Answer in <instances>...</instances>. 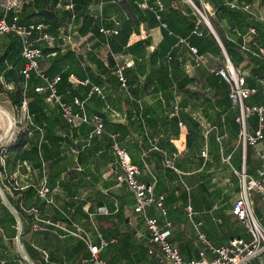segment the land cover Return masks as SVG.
I'll return each instance as SVG.
<instances>
[{"label":"crops","instance_id":"crops-1","mask_svg":"<svg viewBox=\"0 0 264 264\" xmlns=\"http://www.w3.org/2000/svg\"><path fill=\"white\" fill-rule=\"evenodd\" d=\"M195 1L203 4L199 0H93L87 7L84 6L76 11L78 16L71 19L65 26L60 27L54 33H47L50 34L52 43L44 40L42 44L38 45L41 48L57 46L63 53L71 50L82 60L81 66L76 63L71 64L70 67L73 69L71 74L89 83H76L70 78L71 86L67 87L65 96L61 93L63 100L67 98L66 102L73 103V98L76 96L87 99L92 86L97 85L103 89V94L94 93L91 98L87 99L88 113L90 115L99 114L101 117H103L101 114H104L111 122L123 124L126 115L125 117L120 116L119 112L106 99V96H113L115 90H122L120 84L118 81H113V75L100 71L95 61L88 58V55L92 54L102 60L106 66H108L109 60L114 61L117 66L120 64L116 55L120 54L122 64L126 66L125 74L128 83H130V74L134 79L132 91L136 87V89L139 88L136 103L140 104V108H143L141 104L142 101L145 102V97L141 98L143 89L148 90L152 102L148 108L144 109L146 115L141 122L145 126L142 136L150 138L149 128L145 125L146 120L157 119L158 115L167 116L168 119L165 117L166 119L162 122L164 124L162 128L159 120L155 121L154 128H160L157 130L159 138L164 137L174 143L175 151L169 153L167 150L161 149L159 161L164 164L162 156L163 152H166L174 160L177 170L164 164L165 170L155 172L151 165L153 161L150 164L145 158L148 156V151L143 149L139 151L141 160L138 161L132 156V161L141 168L140 179L151 180L152 176L156 177V193L165 196L168 216L173 223L170 240L179 249L185 260L195 258L202 248V244L187 218L186 211V225L182 226V223L179 222L180 218L172 209L174 207L172 200L176 198L174 178H178V181L181 182L187 196L184 210L190 202L196 212L195 219L203 222L201 229L214 245L226 244L234 237L249 238L243 224L232 214L233 204L230 205L229 199L222 198L220 194L224 191L226 183L230 184L231 180L236 179L233 174L237 175L236 171L242 162V150L238 145L234 146L230 141L231 138L228 137V134L240 132V126L235 120L237 110L231 106L229 100V84L216 72L220 67L217 63L223 56V51L227 52V50L216 36L213 27L211 30L214 34L202 22L196 12V7H194V5L197 6ZM228 1L230 0H204L206 4L212 3L213 9L209 11L215 15L214 21L218 24L221 36L231 42L242 45L243 35L247 34L251 26L257 27V35L248 44L249 50H244L247 52L246 59L237 66L242 68L245 66L242 73L246 76L247 85L256 90L247 98L246 103L264 106V68L261 66L264 64V58L258 54L259 48L264 47V0H240L249 2L255 15H249L240 10H236L238 14L232 11H217L219 5H225ZM76 2L78 0H60L59 7L75 12L74 4ZM153 14L157 18L155 23L151 20ZM84 15L92 18L91 25L86 26ZM240 19L243 20L242 23ZM83 28L86 33H82L81 29ZM101 28L117 29L118 33H105L101 31ZM196 28L201 34L195 32ZM43 33L46 32L38 34ZM180 39H184V42H181ZM191 47L198 48L200 51L197 49L195 54L191 51ZM155 50L162 57L161 66L167 70L172 79L168 89L162 91L163 93L158 91L157 96L155 92L150 91L152 86L146 87V79L153 62L152 54ZM168 54L173 56L169 61L165 58ZM54 55L56 56L55 52L51 55L47 54L41 61L45 71L49 72V69L43 66V62L46 59L53 60ZM255 55L259 56L261 60L257 59ZM158 60L155 59L156 66H160ZM68 66L69 63L65 64V67ZM141 67L146 69L144 74L140 73ZM57 74L61 73L53 75ZM0 76L4 78L3 75L0 74ZM37 79L41 82L39 85H42L43 81L40 78ZM76 93H80L83 97ZM42 94L44 96L29 97V101L38 103L48 115L58 114L62 125L67 124V126L65 128L57 126L54 130L55 135L51 137L46 129L35 125L34 115L30 113L29 125L34 124L36 129H31L33 134L27 138V142L17 149H12L13 146L5 152L0 149V187L18 213L16 216L6 206L0 194V264H29V261L22 256L21 250L35 264H93L89 261L91 252L87 242L77 236L65 233L63 229V227L74 229L75 225L82 227L88 233L93 244H101L102 240L106 242L100 255L108 264H156L155 259L148 253L150 233L146 226L145 216H137L133 212L134 195L124 183L132 197V202L129 207L131 215L126 216V221L123 220V223L122 215H97V220H95L89 212L91 206L88 205L87 196L83 197L81 191L78 195L72 190L73 184L81 187L86 186L88 176L91 179L96 178L100 171L99 166L84 162V158H88L89 155H97L104 161L107 160L112 154L111 139H109L110 153L105 159V148L109 142L105 138L106 136L100 138L92 135L93 126L89 123L68 124L62 118L60 108L49 102L44 92ZM94 99L99 105H94ZM175 102L180 107L179 118H170L167 111ZM156 109L159 113L154 114ZM6 120H10V115L8 111L0 107V133L3 131ZM179 120L184 122L183 127L179 126ZM187 120L200 129L197 135L186 123ZM81 127L89 128L90 134L88 132L81 138L79 133ZM257 128L258 118L256 115H252L248 118L249 134L253 135ZM2 137L4 139L0 148L7 144L4 134L0 136V139ZM66 143H68L67 146L72 154L62 150ZM43 144H47L50 153L42 148ZM187 144L189 147L197 144L200 148V153H198L200 162L196 163L197 167L194 165L185 166L187 163L184 162V154ZM87 145V154H84L86 152L82 147ZM36 146L37 148H35ZM216 147L217 149L214 150ZM204 150L208 152L207 157L202 156ZM213 151L216 154L212 153ZM70 156L76 164L67 168L66 173L69 179L66 181L61 176L66 170L63 168V161ZM148 159L150 160V158ZM233 160L240 164L239 167L233 164ZM250 160L251 165L249 166ZM220 161L227 165H223L226 169L221 173V183L217 188H214L216 199L207 196V194L199 198L196 193H193L192 197L193 186H190L187 181L188 175L200 172L204 181L200 179L197 184L206 190L207 186L212 184V176L206 177V173L212 171L214 166L217 167L218 164H221ZM263 163L264 139L255 146L247 148L248 172L257 176V169ZM53 174L56 175L54 180H52ZM44 182H46L48 192L46 196H41L39 189ZM119 184L122 183L119 182ZM253 197L261 201L257 194H254ZM32 208H37L43 217L58 222L61 227L50 226L49 230H32L33 214L28 212ZM91 209L94 207L92 206ZM260 212L264 214V209L261 207ZM10 213L15 216L16 224H10ZM146 215L159 218L158 210L153 206L146 210ZM132 216L137 219L138 224L141 223L140 226L143 224L145 227L143 240L133 230L134 224L130 221ZM159 219L162 220L161 217ZM91 224L97 232L94 239L93 231H89L92 229ZM42 250H45L47 255ZM209 256L211 255L209 254Z\"/></svg>","mask_w":264,"mask_h":264},{"label":"built area","instance_id":"built-area-1","mask_svg":"<svg viewBox=\"0 0 264 264\" xmlns=\"http://www.w3.org/2000/svg\"><path fill=\"white\" fill-rule=\"evenodd\" d=\"M33 0H0V8L4 16L0 19V37L9 33L15 32L22 40L23 56L26 59L22 74L28 80L32 75L40 78L43 83L35 87L36 92L47 91V100L52 104L58 106L61 111L62 118L70 125H80L82 123H89L93 126L91 134L97 137H103L105 133L112 141V151L115 156L116 169L121 172V182L124 183L129 191L134 195L133 212L137 216H145L147 229L150 233L148 237V253L155 259L156 264H264V225L262 219L256 215L255 204L253 195L257 194L260 200L264 203V163L257 169V176H253L247 170V148L248 146H255L259 141L264 139V106L261 105H248L247 98L256 90L247 85L246 76L234 65L230 57L228 63L224 66L217 68L216 72L219 74L230 87L229 100L231 106L237 110L235 120L240 126V134L242 137V167L237 170L239 182V193L236 197L232 214L243 224L249 238L234 237L226 244L216 246L207 237L206 233L202 231V221L195 219V210L190 202L185 206V211L189 222L192 224L196 231L199 242L202 248L199 250L198 255L190 260H185L179 249L171 242L170 236L172 235V220L168 216V209L165 205V196L156 193L157 180L152 176L151 180H142L139 178L141 168L134 163L129 155L128 150L122 146L118 139L117 134L106 132L102 117L98 114L90 115L86 108L87 99L91 98L94 93L103 94V89L97 85L92 86L87 99L79 97L73 98V103H68L63 100L61 94L58 92L57 85L61 80V75L50 77L41 65L45 54L42 48L36 45V32H43L45 25L42 23H31L28 25H18L17 21L21 10ZM229 8L246 12L249 15H255L252 11V6L249 2L240 0H230L226 2ZM195 6V5H194ZM203 19L212 29V25L207 16H205L197 6ZM12 14L11 22L8 21L7 15ZM198 28L195 32H198ZM102 32L117 34V29L101 28ZM257 35V28L251 26L247 34L243 35V43L241 48L249 50L248 44L253 40L252 38ZM52 43V38L43 33L39 37ZM184 42V39H180ZM193 53H197L195 47L190 48ZM258 54L264 58V47L259 48ZM228 55V54H227ZM168 61L172 59L170 54L167 55ZM158 64L159 61H158ZM125 65H117L116 76L120 82V87L126 93H129L128 78L125 74ZM70 78L81 84H87L88 81L78 79L74 74ZM264 84V82H263ZM20 110L26 111L28 114L27 100L24 99ZM107 109V108H106ZM170 118H179L180 107L175 102L167 111ZM256 115L258 118V128L252 135L248 132V118ZM29 116V115H28ZM180 127L184 126V122L179 120ZM3 149L2 147L0 148ZM176 156V153L173 154ZM202 156L207 157V150L202 151ZM164 164L177 170L174 165V160L166 152H163ZM48 188L46 182L39 189L41 196H46ZM155 207L158 210V216H147L146 210L149 207ZM28 211V210H26ZM28 212L33 214L31 228L34 231L49 230L50 226H58V222H54L50 218H45L41 215L37 208H32ZM65 233L77 236L85 240L89 246L91 257L89 261L93 264H108L100 255L101 249L106 242L103 240L101 244H93L90 241L88 233L80 226L75 225L74 229L63 227ZM47 255L45 250H42ZM209 254L211 256H209Z\"/></svg>","mask_w":264,"mask_h":264},{"label":"rangeland","instance_id":"rangeland-1","mask_svg":"<svg viewBox=\"0 0 264 264\" xmlns=\"http://www.w3.org/2000/svg\"><path fill=\"white\" fill-rule=\"evenodd\" d=\"M199 1H201V3L203 2V4L201 5V7L197 6L198 9L205 16L208 17L216 36L219 38L220 42L223 43L222 36H221L218 28L216 26H214V24H213V21L216 19L215 15L211 14L209 11L210 9L211 10L213 9L212 3L210 2V4H206V2H204V0H199ZM196 12L199 15V17L201 18L202 22L205 24V26L207 28H209V31L212 32L211 28L206 23V21L203 19V17L201 16V14L199 13V11L197 9H196ZM240 22L242 23L243 20L240 19ZM48 35H50V34H48ZM39 37H40V34H36L35 43L37 45L42 44L43 41L45 40L44 38L40 39ZM252 44H253V42H252ZM223 52H224L223 56L219 59V61L217 63V65H219V66H224L225 64H227L228 63V57H230L229 54L225 50ZM116 56L118 58V63L120 65H124V64H122V58L119 57L121 55L118 54ZM50 57H52V56H50ZM255 57L257 59L261 60V58L259 56L255 55ZM51 62H52L51 59H46L43 62L44 63L43 66L46 67V69H50ZM236 67H238L241 72H243L244 71L243 68H245V66L242 68L241 66H237V65H236ZM129 78H130L131 90H132V82H134L132 74L129 75ZM13 88H14L13 83H7L5 81V79L0 76V107L5 109L6 111H8V113L10 115V120L5 123V126L3 127V131H1V133H0V136L4 134L6 137L5 140H7L6 141L7 144L3 145V147H2L3 152H5L7 149H9L11 146H13L14 142H16L18 137H20V135L23 132H26L25 139H27L29 136H31L33 134L31 131H28V125L30 123L29 122V116H28L29 114L26 111H24L23 109L20 110L21 108L18 105V103L14 102L13 99H11V96L8 95V92L13 90ZM136 88H134V89H136ZM136 90L139 91V88ZM142 94H143V96L141 98L145 97V102H146V103L144 101L141 102V104L143 105V110H144V109L148 108V106H150L151 105L150 103H152V102L149 98L150 96H149L148 90L143 89ZM125 95H126V93L124 90L118 89V90H115V93L113 96L112 95H110V97L106 96L108 103L111 106L113 105L112 107L116 111L119 112L120 116L125 117V115H126L125 122L123 123V124L128 123L126 130L124 132H122L121 130L117 131L119 133V135L117 136L119 143L128 149V152H129L131 159L133 156L138 161L141 160V154L139 153L140 149L148 151V156H146L145 158L150 164H151V161H153V163L151 165L154 167L155 172H159L162 169L165 170V168H164L165 165L163 163H161V161H159L161 149L167 150L169 153H171V152L175 151V146H174V143L172 141H170L169 139H166L164 137L159 138V132H157V130L158 129L160 130V128H154V127H155V121L159 120V123L161 124V128H162L164 125L162 122H164V120L167 118V116L162 117V116L158 115L157 119L154 118V119L145 121V125H147V127L149 128V136H150V138L147 139V138L143 137L144 135L142 136V130L145 127L140 121V120H142L141 119L142 116L140 115V113L134 114L135 112H134V110H132V108H134L136 102L132 100V96L126 97ZM131 95H132V93H131ZM93 101H94V105H99V103L96 101V99H94ZM139 108H140V104H139ZM149 110L151 111L152 109L150 108ZM155 113H159L157 111V109L155 110L154 114ZM132 115H133V117L135 116L136 122L132 121ZM138 116L140 117L139 119H137ZM108 117L111 118L110 116H108ZM184 121H185V118H184ZM186 123H188V125H190L192 127V130H194L195 134L197 135L198 132L200 131V129L195 127V125L192 122H189V120H187ZM88 130H89V128H85V127L80 128L79 133L81 135V138L86 133L89 132ZM89 134H90V132H89ZM228 137L231 138L230 141L233 142V145L234 146L238 145L239 148L243 152L242 137H241L240 132H238V134L237 133L228 134ZM67 144L68 143L63 145L62 150L69 151L70 154H72V152L68 148ZM200 145H201L200 147H202V144H200ZM82 148L86 152L84 154H87L88 145L85 147H82ZM149 148H151V149L149 150ZM216 149H217V147L214 148V150H216ZM185 151H186L184 154L185 160L183 159L184 162L187 163V164H185V166L194 165L195 167H197L196 163L200 162V159L198 157V153H200L199 146L197 144H193L192 147H189V145L187 144ZM111 153L112 154L105 161L103 160L102 157H99L97 155H89L88 158L87 157L84 158V162L90 163V165L93 164L94 166L98 165L100 168V171L96 175L95 179H91L90 176H88V178H87L88 184L86 186L81 187L79 185L73 184L72 190L75 191L78 195L80 194V191H81L83 197L87 196L88 205L91 206V207H89V212H90V214H92L94 216L95 220H97V217H96L97 215H104V216H116V215L120 216V215H122L123 216L122 217V223H123V220L126 221V218H127L126 216L131 215V209L129 207H130L131 202H132V199H131L132 197H131L130 193L128 192L126 186L121 182L122 174L119 171L117 172L115 156L113 154V151H111ZM212 153L216 154V152H214V151ZM148 158H150V160ZM220 162H221V164H218L217 167L214 166V169L212 171H210L209 173H206V177L212 176V179H211L212 184L208 185L206 190H204L202 188V186L200 187L197 184L200 179H202L204 181V177L202 175H200V172H196V173L188 175L189 179H187V181L190 184V186H193L192 197H193V193H196V195H198L199 198L204 197V196H206L205 194H207V196H211V198L214 197V199H216L217 196L216 195L214 196V194L216 192V191H214L215 190L214 188H217L219 186V184L221 183V179H222L221 173L223 170L226 169L223 166L226 163L222 162V161H220ZM75 164H76V162H75V160L72 159L71 156L68 159H64L63 168L66 170L61 175L64 177V180L67 181L69 179V177L66 173L67 168L75 166ZM233 164L237 167H239V165H240V164H238V162L236 160H233ZM250 165H251V160L249 161V166ZM241 167H242V162H241L240 168ZM240 168L238 170H240ZM202 172H203V170H202ZM233 175H234V177H236V179L231 180L230 184L226 183L227 185H225L226 187H225L224 191L220 193L222 198L229 199L228 203L230 205H232L234 203V201L236 199V194H237V192H239V189H240L239 188V182H238V175H235V174H233ZM55 178H56V175L53 174L52 180H54ZM119 182H121L122 184H119ZM205 182H204V184L206 185ZM173 185H175L174 186V192L176 193V195H175L176 198L172 200L173 206H174L172 209L176 213L177 217L180 218L179 222L182 223L181 225L184 226V225H186L184 205H185L187 196H186V193H185V191L181 185V182L178 181V178H174ZM253 199L255 202L256 215L260 219H262L264 214H261L260 207L262 209H264V203L262 201L256 200L254 197H253ZM121 205H123V211L118 212L117 208L119 209V207ZM92 206L94 207V209H91ZM83 210L85 211V209H83ZM98 212H101V213H98ZM136 220L137 219H135L134 216H132V218H130V221H132V224H134L133 230L138 234L139 238L141 240H143L142 236L144 234L145 227L143 224L140 226L141 223L138 224ZM262 224L264 225L263 219H262ZM122 225H124V224H122ZM98 226H99V223H98ZM91 227H92V229L89 231H93L92 237L94 239V237H95L94 235L95 234L97 235V232H96V230H94L92 224H91ZM135 228H137V229H135ZM131 232H132V229H131Z\"/></svg>","mask_w":264,"mask_h":264},{"label":"trees","instance_id":"trees-1","mask_svg":"<svg viewBox=\"0 0 264 264\" xmlns=\"http://www.w3.org/2000/svg\"><path fill=\"white\" fill-rule=\"evenodd\" d=\"M93 0H78L74 4L75 6V12H73L70 9H62L59 7L60 0H33L30 2L28 5H26L21 12L19 13V18L17 21L18 25H28L31 23H42L46 26V28L43 30L46 33H54L56 32L60 27L65 26L68 22L73 20V18H76L78 14L76 11H79L80 8H84V6L87 7V5ZM195 4L198 7H201L200 2L195 1ZM221 10L222 12H228L232 11L238 14L236 10H233L229 8L226 4L225 5H219L217 8V11ZM216 11V12H217ZM4 16V13L2 9L0 8V19ZM7 19L9 22L12 20V14L7 15ZM142 19H144L142 17ZM156 15H151V20L153 23L156 22ZM92 18L84 15V22L86 23V26H89L92 24ZM214 26L218 27V24L216 21H213ZM254 26V25H253ZM193 27V26H191ZM256 27V26H255ZM257 28V27H256ZM192 30V28H191ZM258 30V29H257ZM82 33H86L85 28L81 29ZM39 32H36L38 34ZM223 44L225 46V49L227 50L232 62L234 65H238L242 61L246 59V53L242 48L241 45L238 43H233L230 40L226 39L225 37H222ZM198 49V48H197ZM43 52L45 55L55 52L56 56L51 62V66L49 69V72L46 71V73L50 76L53 77V74L56 73H61V80L59 81L57 85L58 92L63 94L65 96V93L67 91V87L71 86L70 82V75L73 72V69L70 67L71 64L76 63L79 66H81L82 60L80 56H77L73 51L68 50L67 52H61V49L58 48L57 46L54 47H49L45 46L42 48ZM200 51V49H198ZM175 54V53H174ZM159 56V57H158ZM173 57V56H172ZM88 58L91 61H95L96 65L98 66L99 70L102 71L103 73H109L113 75V81H118L120 84L117 76H116V69L117 66L115 65L114 61L109 60L108 66H106L102 60L94 57L92 54L88 55ZM153 62L150 65L149 69V76L146 79V87H151V92H155L156 96L158 95V91H164L165 89H168L172 79L169 76L168 72L166 69H164L163 66H161L162 63V57L161 55L157 52V50L154 51L152 54ZM167 58V56H165ZM155 59H159L160 66H156ZM26 63V59L23 56V44L20 36L16 34L15 32H9L5 35L0 37V74L3 75L5 81L7 83H13L14 88L13 90L8 92V95L11 96V99H13L14 102H17L19 106L22 105L23 100H27V107H28V112L29 114L34 115V123L36 126L40 128H44L47 130L48 134H50L51 137L52 135H55V128L57 126H61L65 128L67 124L62 125V121L59 120L58 114L55 116L53 115H48L44 109L38 105L35 101H29V97L33 95H42V92H36L35 87L39 85L41 82L38 80L35 75H32L30 79L26 80L24 75L22 74V69L24 68ZM69 63L68 67H65V64ZM42 64V62H41ZM262 68H264V64L261 65ZM82 68V67H81ZM145 67L140 68V73L144 74ZM75 72V71H74ZM221 77V76H220ZM224 80V79H223ZM45 96L47 97L48 92L44 91ZM126 93V92H125ZM132 93V95H131ZM163 93V92H162ZM74 95V94H73ZM72 95V96H73ZM76 95L83 97L80 93H76ZM138 93L137 90H131V84L129 83V93H126V97H131L132 100L136 102V99L138 98ZM66 101L67 98H64ZM157 100H159L157 98ZM134 114L140 113L142 116L141 119L143 120L145 118V111L143 108H139V105L136 103L134 108ZM133 114V115H134ZM99 115V114H98ZM102 120L104 122L105 126V131L114 133V134H119L117 131L121 130L124 132L127 128V124H122V123H114L108 120V118L104 115L101 114ZM132 115V121L136 122L135 116L133 117ZM140 117L138 116L137 119ZM142 120H140L142 122ZM31 129H36L34 124H30L28 126V131H31ZM26 132H23L20 137L14 142L13 148L12 149H17L19 147H22L26 142L27 139H25ZM106 136L105 138L109 141L108 146L106 145L105 148V153L104 157L107 159L109 153H110V138L107 135V133L104 134ZM189 143V142H188ZM37 148V146L35 147ZM34 148V149H35ZM42 148L50 153V150L47 146V144H43ZM72 177H75V175H72ZM123 211V205H121L118 209V212ZM121 214V213H120ZM10 224H16L15 216L10 213Z\"/></svg>","mask_w":264,"mask_h":264},{"label":"water","instance_id":"water-1","mask_svg":"<svg viewBox=\"0 0 264 264\" xmlns=\"http://www.w3.org/2000/svg\"><path fill=\"white\" fill-rule=\"evenodd\" d=\"M4 139V137H2L0 139V145L2 143V140ZM0 194H1V197L3 199V201L5 202L6 206L16 215L18 216V213L17 211L12 207V205L10 204L9 200H8V197L6 196L5 192L3 191V189L0 187ZM21 230L22 228L20 229V233H21ZM21 254L22 256L27 259L29 261V264H35L34 262H32L31 260H29L26 255L24 254V252L21 250Z\"/></svg>","mask_w":264,"mask_h":264},{"label":"bare ground","instance_id":"bare-ground-1","mask_svg":"<svg viewBox=\"0 0 264 264\" xmlns=\"http://www.w3.org/2000/svg\"><path fill=\"white\" fill-rule=\"evenodd\" d=\"M6 116V115H5ZM5 119V118H4ZM7 121V120H6ZM3 125V124H2ZM5 126V125H4Z\"/></svg>","mask_w":264,"mask_h":264}]
</instances>
